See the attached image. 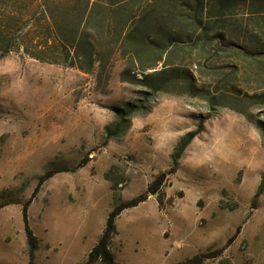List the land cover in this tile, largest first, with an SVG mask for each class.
Returning a JSON list of instances; mask_svg holds the SVG:
<instances>
[{
	"label": "rangeland",
	"instance_id": "374dc122",
	"mask_svg": "<svg viewBox=\"0 0 264 264\" xmlns=\"http://www.w3.org/2000/svg\"><path fill=\"white\" fill-rule=\"evenodd\" d=\"M212 22L225 38L199 61L206 98L158 97L117 140L104 129L137 98L120 61L98 84L21 52L0 59V264H81L109 212L142 196L116 218V264H264V0Z\"/></svg>",
	"mask_w": 264,
	"mask_h": 264
},
{
	"label": "trees",
	"instance_id": "16d2710c",
	"mask_svg": "<svg viewBox=\"0 0 264 264\" xmlns=\"http://www.w3.org/2000/svg\"><path fill=\"white\" fill-rule=\"evenodd\" d=\"M239 1L0 0V59L21 52L40 63L93 75L98 84L107 83L120 61V81L137 88V98L124 108H114L115 119L104 130L107 141L117 140L134 117L150 111L158 97L206 98L196 84V74L202 72L199 61L207 59L218 47L216 42L225 38L212 20L235 9ZM258 127L264 141V125ZM197 134L188 133L180 139L171 155L173 166ZM263 192L264 171L254 198ZM145 197L109 212L101 235L81 264H116L110 248L116 218ZM28 204L23 205L22 217L27 243L34 247ZM206 256L197 254L176 264H204Z\"/></svg>",
	"mask_w": 264,
	"mask_h": 264
}]
</instances>
